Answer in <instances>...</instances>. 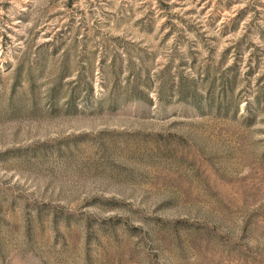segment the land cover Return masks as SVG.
I'll return each instance as SVG.
<instances>
[{
  "label": "rangeland",
  "instance_id": "1",
  "mask_svg": "<svg viewBox=\"0 0 264 264\" xmlns=\"http://www.w3.org/2000/svg\"><path fill=\"white\" fill-rule=\"evenodd\" d=\"M0 264H264V0H0Z\"/></svg>",
  "mask_w": 264,
  "mask_h": 264
}]
</instances>
